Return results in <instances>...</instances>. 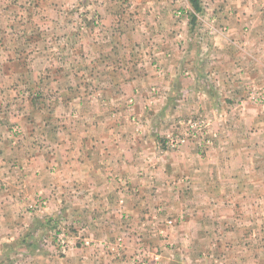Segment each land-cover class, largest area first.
Segmentation results:
<instances>
[{
  "label": "crops",
  "instance_id": "0c3cea01",
  "mask_svg": "<svg viewBox=\"0 0 264 264\" xmlns=\"http://www.w3.org/2000/svg\"><path fill=\"white\" fill-rule=\"evenodd\" d=\"M76 1L68 15L83 18L80 28L86 33L83 39L70 35L66 45L72 51L83 46L89 53L84 69L74 73L66 90L50 88L57 111L39 109L36 131L42 140L36 148L21 151L20 158L28 164L17 172L23 184H2L12 173L0 167V222L17 221L26 202L43 195L49 214L71 209L78 217L84 207L103 208L107 212L98 216L94 211L90 217L119 224L125 214L136 215L127 208L140 209L141 194L172 193L181 178L186 181L184 194L179 202L175 197L169 202L184 208L187 224L181 239L197 235L196 249L188 254L185 248V253L196 264H205L202 256L214 257L216 264H255L247 232L241 235L244 243L236 245L238 229L220 232L217 226L215 238L203 211L207 205L237 202L260 209L264 224V104L247 102L242 115L236 98L264 92V0H84V7ZM54 7L58 17L61 6ZM45 10L36 7L37 15ZM53 40L59 49L60 42ZM192 47H201V58L190 59ZM138 52L151 59H135ZM16 61L0 59V97L17 92L23 70L13 69ZM180 110L213 111L216 139L210 153L196 147L160 153L167 129L164 116H176ZM19 113L15 122L31 130L33 119ZM8 120L0 115V140L15 123ZM2 142L9 145L5 137ZM113 175L130 179L137 193L110 180ZM220 186L229 189L225 200L193 197Z\"/></svg>",
  "mask_w": 264,
  "mask_h": 264
},
{
  "label": "rangeland",
  "instance_id": "374dc122",
  "mask_svg": "<svg viewBox=\"0 0 264 264\" xmlns=\"http://www.w3.org/2000/svg\"><path fill=\"white\" fill-rule=\"evenodd\" d=\"M84 3V0L76 1L78 7H84ZM38 5L46 9L44 15H37ZM54 5L61 6L58 17L52 10L55 8ZM74 7V0H0V59L10 57L19 59L12 67L18 69L17 71L21 68L23 70L22 80H17L19 82L17 92L10 90L0 97V115L8 117V121L13 123L17 113L24 112L35 122L28 131L20 122H15L8 126L7 133L1 135L0 167L12 173L10 176H4L2 181V184L7 183L8 187L24 182V178L17 173L25 171L28 165L20 158L21 151L31 146L34 148L41 143L42 136L36 131L37 120H40V107L46 106L49 110L55 108L57 111L52 93L66 90L73 83L74 73L82 72L84 69L85 56L89 53L83 46L78 47L77 51H72L69 45H66L70 35L75 33L79 39H83L86 33L84 27L80 28V20L83 18L68 15L69 9ZM63 10L68 13H64ZM77 24L80 29L77 28ZM38 36L42 39H38ZM53 39L60 42L59 49L56 45L53 47ZM201 50V47H192L190 59L201 58ZM137 54L140 56H135V59H151L147 54L144 57L142 52ZM206 55H209V52ZM77 81L81 82V79L74 80ZM52 87L58 90L52 92L50 91ZM151 94L156 96L157 89H151ZM183 97L181 95V98ZM236 98H239L237 113L242 115L247 102L264 104L263 91L257 93L254 91ZM190 100L195 102L197 99ZM47 113L46 111L45 115ZM212 117L213 111L208 110L203 112L190 110L188 113L180 110L176 116H164L167 129L162 134L163 139L158 146L160 153H179L187 147H196L200 153H210L216 139ZM28 124L31 125L30 122ZM192 124L197 125L195 129L191 127ZM143 126L140 124V127ZM63 133L67 139L69 137L67 129ZM4 137L9 145L2 142ZM174 139L180 142L176 147L171 146ZM152 162L155 166L154 160ZM149 175L148 179L151 177ZM110 180L124 189L136 191L128 178L113 175ZM177 182L178 186H174L172 193L141 194V208L138 210L127 208V211L136 215L127 217L125 214L123 220L120 218L122 221L119 224L111 223L107 218L101 220L99 217H90L94 211L100 212L98 216L101 212H107L103 208L84 207L80 213L77 212L78 217L71 209L57 210L49 214V202L43 195H37L26 202L24 214L17 218V221L12 218V223L8 220L0 222V230H5L8 235L6 238L5 232L0 231V264H196L194 257L188 256L187 253L191 254L193 249H196L197 235L194 234L192 240L181 239L180 233L187 224L183 222L184 208L180 207V204L178 207H172L169 202L172 197L178 202L180 200L181 186L186 184V181L180 178ZM212 185L207 184L210 190L213 188ZM228 191V188L220 186L213 191L204 192V196L193 193V197L212 200L217 196V199L225 200ZM136 193L137 191L134 194ZM122 201L124 202L123 199ZM122 201L120 206L123 207ZM235 203L237 202L222 204V207L207 205L203 213L208 216L209 229L216 238L218 236L216 233L225 230L231 229L235 233L236 227L238 229V234L234 238L236 245L244 243V239L241 241V235L247 232L246 235L249 237L247 242L250 241L253 248V262L264 264V224H260L262 218L258 214L261 211L245 205L240 207ZM121 210L123 209L118 211ZM136 216L137 218H134ZM216 217L220 218L217 223L214 220ZM88 220L95 222L90 223ZM217 226L220 232L215 231ZM226 240L222 239L223 242ZM202 259L205 260L202 261L205 264L217 263L214 257L202 256Z\"/></svg>",
  "mask_w": 264,
  "mask_h": 264
},
{
  "label": "built area",
  "instance_id": "2783aa9c",
  "mask_svg": "<svg viewBox=\"0 0 264 264\" xmlns=\"http://www.w3.org/2000/svg\"><path fill=\"white\" fill-rule=\"evenodd\" d=\"M177 16H178V17H182V16H183V13H182V12H178V13H177ZM196 126H197L196 124H192V125H191V127H192L193 129H195ZM179 143H180V142H179L178 140H175V139H174V140L171 141V146H172V147H176V146H178Z\"/></svg>",
  "mask_w": 264,
  "mask_h": 264
}]
</instances>
